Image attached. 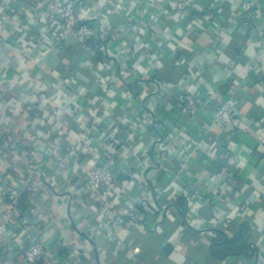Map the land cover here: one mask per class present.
Masks as SVG:
<instances>
[{"label": "crops", "instance_id": "obj_1", "mask_svg": "<svg viewBox=\"0 0 264 264\" xmlns=\"http://www.w3.org/2000/svg\"><path fill=\"white\" fill-rule=\"evenodd\" d=\"M56 1L0 7V264H22L26 233L45 244L37 264H264V0L243 28L228 1L212 0L197 13L211 36L194 33L189 20L175 22L171 0H80L91 25L98 17L110 27L101 57L47 38L40 10ZM149 66L196 94L214 86L219 100L233 101L237 133L198 125L193 133L171 112L157 131L160 113L144 107L160 96ZM160 136L175 164H159L151 152ZM108 145L124 193L105 231L80 192L82 171L109 158ZM246 197L254 202L245 210L253 240L247 254L220 260L201 234L231 237L246 221L237 217ZM224 215L235 219L228 231Z\"/></svg>", "mask_w": 264, "mask_h": 264}, {"label": "built area", "instance_id": "obj_2", "mask_svg": "<svg viewBox=\"0 0 264 264\" xmlns=\"http://www.w3.org/2000/svg\"><path fill=\"white\" fill-rule=\"evenodd\" d=\"M171 1L173 4V9L168 12V14L175 19V22L182 24L184 20H189V22L193 24L192 28L194 33L203 34L206 36L212 35L213 31L209 26H206V22L197 18V13L199 11L203 14H206L207 8L211 5H214L212 0ZM226 1L229 2L226 4L227 12H230L232 18L236 16L235 20L238 18L237 21H239L235 22L236 25L239 28H243L246 26L245 22L248 21V18L254 15L256 3L259 0ZM2 2L3 0H0V7ZM200 3L203 4L202 11L199 8ZM262 10H264V8ZM40 11H42L43 16L41 17V24L39 27L44 28V33H46L45 35H47V38H49L51 42L58 48L84 45L90 39H98L104 44L108 43L107 37H109L108 29L110 27L108 28V24L98 17L96 18L98 22L94 25H91L89 20L90 18L92 19V17L89 16L88 10L82 6V2L80 0H62L56 1L55 3H44ZM232 18L231 21H233ZM132 21L136 22L135 20H131L130 17H127L125 20H123V22H127L126 24H132ZM125 44L127 45V52H129L131 44L129 41H126ZM213 45L208 44L203 53L207 56H210L211 51L215 49V45ZM104 49L105 47L102 45L100 50L104 51ZM155 60V63H157L159 67L161 59L156 57ZM153 67L154 68L149 66L148 69L151 72L156 85L154 91L157 96H160H158L157 99L154 98L152 101H147L144 104V107L146 109H148L149 106L152 109L155 107L153 109V113H155V111L160 113L159 116L156 117L157 131L160 133L162 132L165 124V118L171 112L175 114L177 118L183 121L185 129H188L193 133L195 132V130H193L195 125H198L200 128L207 131L210 128H215L222 135L230 134L231 136H234L237 133V123L232 111V100H219L214 86L210 84H207L204 94L190 92L188 90V86L185 84H167L164 82L165 79L162 77L159 68L156 66ZM136 98L140 101V103H142L141 96H137ZM201 111H203V113ZM175 127L177 128L178 126ZM184 128L180 129L181 132L184 130ZM163 136L162 138H164ZM171 136L176 139L175 135ZM186 136L192 137V134L187 132ZM169 145L170 141L161 139L160 136V138L155 141L152 149L150 148L152 153L156 152V156L158 154L157 162H159V164L164 163L169 165V163H176L174 161L176 158V153L171 152ZM108 146L109 147H107V151L109 158L106 159L99 158L102 157L99 156V150L97 148L93 149L95 157L99 156V159H94L90 168L82 171L83 192H80V194L86 197L88 205L90 207L94 206L96 208V212L100 217L103 218L102 224L105 228V231L108 230L107 227L109 224L114 228L115 201L118 200L124 193V191L119 188V181L117 180L118 173L114 168L112 159L110 158V156L114 154L116 150L112 145ZM226 153L228 152L225 149L223 155ZM155 165L157 166L158 163ZM126 173L131 176L128 183L132 184L134 175L132 173L130 174L129 170H126ZM189 187L192 189H197V186H195L194 183H190ZM186 190L189 189L186 188ZM244 203V212L241 209L240 211H242V213H240L237 217L242 220L244 219L249 221L250 218H248V216L246 217V212L249 213L248 209L252 208L254 202H251L249 198L246 197ZM234 220L235 219L224 215L223 222L220 224L222 230L228 231L229 225L235 222ZM261 233L264 235V232ZM113 236L115 237V231H113ZM107 237L110 238V234H108ZM44 254L45 244L43 240L32 237L29 233H26L21 246L22 264H37L39 260L43 259Z\"/></svg>", "mask_w": 264, "mask_h": 264}, {"label": "trees", "instance_id": "obj_3", "mask_svg": "<svg viewBox=\"0 0 264 264\" xmlns=\"http://www.w3.org/2000/svg\"><path fill=\"white\" fill-rule=\"evenodd\" d=\"M100 43L98 39H90L84 45L93 49L95 54L101 57L100 54L102 53L98 49ZM78 48L79 46L64 47L67 52L71 53L77 51ZM230 230L233 232L231 237H227L221 230H215L213 232L215 236L213 237H210L208 233L201 234L203 238H207L206 242L210 247L212 256L222 260L230 256L238 257L247 254L250 242L253 240V230L247 220L240 223L238 227L231 228Z\"/></svg>", "mask_w": 264, "mask_h": 264}]
</instances>
